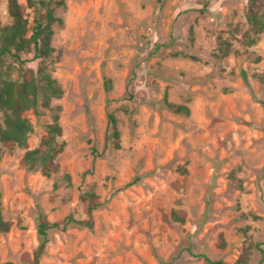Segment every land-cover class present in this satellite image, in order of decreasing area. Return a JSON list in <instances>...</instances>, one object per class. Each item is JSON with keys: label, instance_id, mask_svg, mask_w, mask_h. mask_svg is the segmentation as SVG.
Here are the masks:
<instances>
[{"label": "rangeland", "instance_id": "rangeland-1", "mask_svg": "<svg viewBox=\"0 0 264 264\" xmlns=\"http://www.w3.org/2000/svg\"><path fill=\"white\" fill-rule=\"evenodd\" d=\"M18 1L32 27L35 10ZM63 1L50 56L22 54L63 94L48 107L41 90L25 112L27 146L0 142L11 223L0 234V264H26L41 212L51 222L92 220L50 230L41 264H241L247 249V264H264V31L247 20L250 0ZM256 9L264 12V0ZM9 14L1 0L2 25ZM18 69L7 57L0 72L17 79ZM55 121L66 146L59 172L46 175L25 157ZM86 193L102 202L91 217Z\"/></svg>", "mask_w": 264, "mask_h": 264}, {"label": "trees", "instance_id": "trees-1", "mask_svg": "<svg viewBox=\"0 0 264 264\" xmlns=\"http://www.w3.org/2000/svg\"><path fill=\"white\" fill-rule=\"evenodd\" d=\"M1 1V0H0ZM9 15L12 23L2 25L0 21V68H3L7 57L14 58L18 64L19 78L13 79L11 76L3 77L0 72V109L4 113V121L0 123V142L8 148L13 149L17 146H27L29 133L32 131V124L25 116V112L36 109L40 99V91L44 94V105L50 106L53 98H59L63 90L58 86L57 81L45 70L39 69L37 74L33 69L25 65L22 54L26 51L32 52L34 58L41 59L43 62L50 56L52 47L53 24L62 19L55 14L56 7L65 6L63 0H28L29 6L35 10L33 25L26 14V7L21 5L18 0H7ZM259 0H250L247 10V20L256 34L264 31V12L260 13L256 7ZM247 38L254 43L256 40L247 33ZM44 82L41 86L40 83ZM167 106L178 113H190V108L185 105H176L173 102ZM113 124L116 119L110 116ZM63 128L58 121L49 125L48 133L43 136L39 146L26 153V161L29 164L39 165L46 175L57 173L60 164L57 157L63 153L66 143L60 138ZM116 146H120V133L114 131ZM68 177V176H67ZM85 212L92 216L94 210L102 206V202L95 193H86L81 197ZM175 218L184 221V213L176 212ZM74 225L92 226V220H80L73 215H69L62 220L51 222L48 216L41 212L38 217V235L40 243L33 255L26 253L23 260L26 264H41L40 260L46 251L49 242V232L52 229L66 231ZM11 223L5 219L2 212L0 196V234L9 232ZM250 256V249L242 255L241 264H247ZM213 264H225L221 260L212 261Z\"/></svg>", "mask_w": 264, "mask_h": 264}]
</instances>
